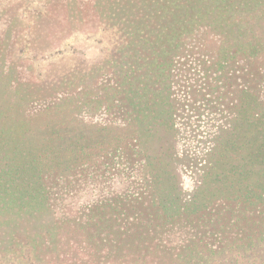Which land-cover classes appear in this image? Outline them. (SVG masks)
I'll list each match as a JSON object with an SVG mask.
<instances>
[{
    "label": "trees",
    "instance_id": "obj_1",
    "mask_svg": "<svg viewBox=\"0 0 264 264\" xmlns=\"http://www.w3.org/2000/svg\"><path fill=\"white\" fill-rule=\"evenodd\" d=\"M0 264H264V0H0Z\"/></svg>",
    "mask_w": 264,
    "mask_h": 264
},
{
    "label": "rangeland",
    "instance_id": "obj_2",
    "mask_svg": "<svg viewBox=\"0 0 264 264\" xmlns=\"http://www.w3.org/2000/svg\"><path fill=\"white\" fill-rule=\"evenodd\" d=\"M75 45H77L78 49L80 50L79 52H81V54L86 55L85 57L88 60H94L97 57H99L106 47L105 43H103L102 41L101 34L87 35V36H83L82 38L79 39L77 38L72 41H69L62 49L61 51L62 54L63 55L71 54L73 52L72 47ZM54 60L57 59L54 58Z\"/></svg>",
    "mask_w": 264,
    "mask_h": 264
}]
</instances>
